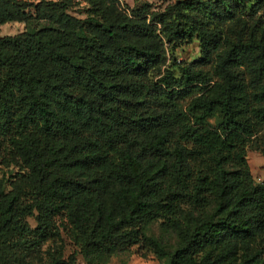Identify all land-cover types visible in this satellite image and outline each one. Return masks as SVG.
Segmentation results:
<instances>
[{
	"label": "trees",
	"instance_id": "16d2710c",
	"mask_svg": "<svg viewBox=\"0 0 264 264\" xmlns=\"http://www.w3.org/2000/svg\"><path fill=\"white\" fill-rule=\"evenodd\" d=\"M73 1L0 0V25L25 23L0 36V151L20 170L9 190L0 179V264L10 249L72 262L61 232L86 264L140 243L161 257L154 221L178 239L164 264H264V182L246 160L264 152V0L235 41L205 14L85 0L82 21ZM194 38L200 60L152 73Z\"/></svg>",
	"mask_w": 264,
	"mask_h": 264
},
{
	"label": "rangeland",
	"instance_id": "374dc122",
	"mask_svg": "<svg viewBox=\"0 0 264 264\" xmlns=\"http://www.w3.org/2000/svg\"><path fill=\"white\" fill-rule=\"evenodd\" d=\"M27 1L37 2L39 0ZM115 1L120 8L126 12H130L132 9L141 6L147 7L150 12H162L167 10V17L170 21L182 14L184 16L183 19L186 18L188 21H192L197 17L200 18L205 14L211 25L218 26L221 29L222 36L226 41H235L246 36L256 19V16L253 15L250 10L251 4H253L255 0H223L221 2H219V0H209L211 9H207L205 13L180 10V6L175 4L176 0ZM92 13L93 9L91 5L85 0H74L72 6L68 9V14L82 21L88 20ZM157 26L160 28L159 25ZM24 28V22H7L0 25V36L15 35L23 31ZM164 40L166 41L165 37ZM200 58L201 50L199 42L195 38L189 42H180L174 49H171V46L167 44L165 64L161 66L159 70L156 69L152 73L158 77L160 74L162 75L166 71H169L174 78H178L180 74L177 65L187 64L200 60ZM206 67L208 68L209 66ZM246 160L254 182H264V152L250 145L246 148ZM19 171L18 166L12 162V157L8 151L1 150L0 179L5 184L6 190L10 189V182L15 179L13 176ZM27 222L32 227L35 225V221L32 217H28ZM160 223L161 221L152 222L146 228L145 233L160 242L164 250V256L158 257L150 249L140 243L115 251L105 259L103 264H164L167 255L176 247L178 239L174 232L165 231ZM61 236L64 245L63 258L69 260V256L73 257V261L67 264H86L85 257L79 252L72 241L69 240L63 232H61ZM7 255L15 258L10 260V262L14 264H47V256L44 253L36 255L31 252H26L23 249H10L7 251Z\"/></svg>",
	"mask_w": 264,
	"mask_h": 264
}]
</instances>
